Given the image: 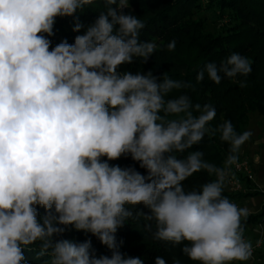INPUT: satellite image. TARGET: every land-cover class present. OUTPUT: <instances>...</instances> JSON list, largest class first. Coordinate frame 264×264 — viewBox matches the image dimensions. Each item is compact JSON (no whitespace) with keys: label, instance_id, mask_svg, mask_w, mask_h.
I'll return each mask as SVG.
<instances>
[{"label":"clouds","instance_id":"1","mask_svg":"<svg viewBox=\"0 0 264 264\" xmlns=\"http://www.w3.org/2000/svg\"><path fill=\"white\" fill-rule=\"evenodd\" d=\"M96 0H0V264H144L122 254L117 230L140 217L154 241L194 264H241L254 255L245 238L250 216L223 193L250 130L230 119L215 127L216 109L193 103V85L151 71H119L160 48L141 41L145 22L123 10L129 0H103L99 16L74 43L52 46L57 17L83 13ZM78 19L73 27L80 32ZM176 48V41L167 44ZM247 56L233 52L196 75L247 86ZM159 81V82H158ZM176 91L178 94L172 96ZM229 145L223 166L192 150L205 137ZM146 170L110 164L128 157ZM204 172L191 190L184 182ZM143 205L150 214L133 209ZM39 208L45 210L41 215ZM67 226L91 233L110 251L97 257L91 240L54 239ZM154 264H167L162 256ZM173 264H180L173 261Z\"/></svg>","mask_w":264,"mask_h":264},{"label":"trees","instance_id":"2","mask_svg":"<svg viewBox=\"0 0 264 264\" xmlns=\"http://www.w3.org/2000/svg\"><path fill=\"white\" fill-rule=\"evenodd\" d=\"M203 0H129V7L123 11L140 17L145 22L141 31V41L155 40L160 48L149 57L146 62L134 58L131 64L121 65L119 71H130L133 74L140 71L160 78L166 72L172 79L188 81L193 87L182 90L188 94L193 103L211 104L216 109V117L211 122L215 127L225 119H230L237 132H243L247 125V116L257 113L264 119V0H206L205 7L213 11L219 21L225 19L228 24L223 25L221 36L211 37L204 35V22H191L193 11L199 9ZM103 9V0H96L83 13L77 12L70 17H57L54 24V35L48 37L52 46L67 40L74 43L76 35L83 34L87 26L99 16ZM77 19L84 24L80 32H74L73 27ZM176 41L174 51H167V44ZM233 52L247 56L252 64V71L247 77H237L246 80L247 86L239 87L231 79L224 77L220 84L205 79L196 81V75L209 62L220 64ZM159 82V81H158ZM178 93L174 91L171 95ZM229 145L219 139V134L209 139L205 137L201 144L194 145L192 150H203L204 158L217 166H223L224 158ZM110 164L120 167H134L141 174L146 170L139 167V163L128 157L110 161ZM212 177L206 173H196L184 182L186 189L209 182ZM224 194V193H223ZM231 200L241 195H226ZM245 197H249L246 196ZM38 211L45 214L43 208ZM134 212L150 214V210L143 205H137ZM262 216L249 217L244 227L256 224ZM145 221L142 217L130 220L117 230V242L122 254L131 257H140L144 264H154L157 256L165 258L167 264L179 261L180 264H194L180 250V246H168L167 250L162 242L154 241L151 234L145 231ZM72 239L75 242L91 240L97 257L111 256V251L91 233L77 232L72 226H67L62 236L54 239ZM30 264H36L32 257L34 253L25 250Z\"/></svg>","mask_w":264,"mask_h":264},{"label":"rangeland","instance_id":"3","mask_svg":"<svg viewBox=\"0 0 264 264\" xmlns=\"http://www.w3.org/2000/svg\"><path fill=\"white\" fill-rule=\"evenodd\" d=\"M205 5L206 0L199 3V9L193 11L191 22H204L206 36H221L223 25L228 24L225 19L227 16L223 22L219 21L217 15L208 10ZM247 121L243 131L250 130L252 136L240 149L238 163L231 168L232 172L234 167L245 164L247 174H231L226 180L224 194L241 195L232 201L241 207H247L250 210L249 217L262 216L258 223L245 227V238L252 242L254 255L250 261L241 262V264H264V119L254 112L247 116ZM227 155L228 149L225 157ZM212 178L215 179V177ZM231 180L239 181V189L236 190L231 186Z\"/></svg>","mask_w":264,"mask_h":264},{"label":"built area","instance_id":"4","mask_svg":"<svg viewBox=\"0 0 264 264\" xmlns=\"http://www.w3.org/2000/svg\"><path fill=\"white\" fill-rule=\"evenodd\" d=\"M234 172H235V173H234ZM246 172H247V166H246L245 164H242V165H238V166L234 167L233 171L229 173V176H230L231 174H234V175H235V174L240 175V174H243V173L247 174ZM229 176H228V178H229ZM230 184H231V186H233L236 190L239 189V185H240V183H239L238 180H231Z\"/></svg>","mask_w":264,"mask_h":264}]
</instances>
